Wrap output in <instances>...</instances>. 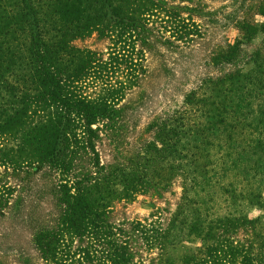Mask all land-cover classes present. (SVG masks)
Here are the masks:
<instances>
[{
  "label": "trees",
  "instance_id": "16d2710c",
  "mask_svg": "<svg viewBox=\"0 0 264 264\" xmlns=\"http://www.w3.org/2000/svg\"><path fill=\"white\" fill-rule=\"evenodd\" d=\"M68 1L76 4L80 13L71 21L59 18L61 11L57 7L62 3L58 0H0V53L20 61L19 68L0 70V85L5 88L6 83L14 98V102L8 100L12 108L1 112L0 144L2 136L17 128V133L24 131L26 139L39 136L35 142L22 141L17 149L24 155L21 169L30 173L39 186L37 193L41 197L48 193L51 199L52 210H43L51 219L35 225L31 236L38 256L56 263L60 251L69 247L76 264H145V258L138 259L134 237L142 236L164 249L165 240L176 226L134 220L131 234L111 221L106 208L112 206L113 195L134 198L152 186L148 179L140 177L118 182V175L129 165L118 158L104 162L100 146L108 126L121 129L124 125L131 106L122 101L148 73L143 61L145 52L160 41L155 35L157 22H174L178 40L202 36L203 30L196 23L180 20L184 7L175 4L176 0ZM71 31L76 34L73 38ZM94 32L114 42L107 57L73 42L76 37ZM243 51L232 43L216 50L214 65L219 73L210 78V85L220 94L217 110H230L233 121L244 124L254 115L251 112H260L254 100L264 94V38L250 55ZM23 66L31 70L30 81L21 78L23 83L12 84ZM92 88L96 89L93 93ZM37 112L39 116L33 123L30 114ZM257 123L264 126V121ZM188 129L196 133L190 126ZM107 138L113 140L112 136ZM193 181H186L187 200L198 189L209 188L212 179L204 186ZM14 191L20 192L15 198L19 206L14 204ZM37 193L20 183L0 189V218L23 213L30 222L33 218L39 221L41 218L33 217L41 214L40 203L37 207L35 204L43 200ZM236 220L244 228L256 225L260 219ZM261 237L257 248L236 245L232 239L208 244L196 264H229L237 257V264H264V235Z\"/></svg>",
  "mask_w": 264,
  "mask_h": 264
},
{
  "label": "rangeland",
  "instance_id": "374dc122",
  "mask_svg": "<svg viewBox=\"0 0 264 264\" xmlns=\"http://www.w3.org/2000/svg\"><path fill=\"white\" fill-rule=\"evenodd\" d=\"M58 2L62 3L57 7L62 21L79 16L76 4L68 0ZM175 4L184 7L180 20L198 24L203 35L178 40L174 22H157L155 35L160 41L145 52L143 61L148 73L122 101L131 106L124 125L121 129L108 126L104 144L100 146L104 162L118 158L128 163L118 175V182L140 177L148 179L149 187L152 186L134 198L113 195L112 206L106 208L111 221L126 227L131 234L134 220L176 226L165 240L164 249L142 236L134 237L138 259L145 258V264H196L208 244L232 239L236 245L250 244L257 248L264 235V126L257 123L264 121V94L254 100L255 109L259 106L260 112H251L254 115L243 124L233 121L230 110L227 113L217 110L220 94L210 85V78L219 73L214 53L221 46L232 43L250 55L262 45L264 0H176ZM70 35L76 36L72 31ZM169 40L171 43H167ZM73 42L103 52L106 57L114 46L112 40L102 39L97 32L76 37ZM19 62L16 56L0 53V70H14ZM25 67L12 84L23 83L21 78L30 81L31 70ZM7 87L6 83L5 88L0 85V116L14 102ZM188 98H192L189 104ZM38 113L30 114L33 123ZM188 126L196 133L192 134ZM16 130L1 137L0 189L4 191L20 183L37 193L39 186L30 173L21 169L24 155L17 149L22 141L35 142L39 136L34 134L26 139L24 131ZM188 178L203 184L200 186L207 184L208 179L212 181L209 188L198 189L187 200L184 192ZM19 193L14 191L15 206H19L15 202ZM37 195L43 200L35 204L37 207L40 203L41 214L33 217L41 218L39 221L33 218L30 222L23 213L0 218V264H20L26 260L32 264H76L69 247L60 251L56 263L36 253L32 232L35 225L51 219L43 210H52L49 194ZM242 218L260 220L243 228L236 220ZM237 260L229 264H237Z\"/></svg>",
  "mask_w": 264,
  "mask_h": 264
}]
</instances>
